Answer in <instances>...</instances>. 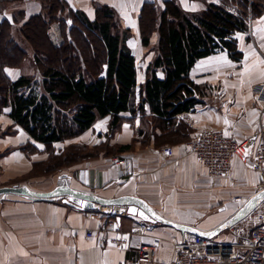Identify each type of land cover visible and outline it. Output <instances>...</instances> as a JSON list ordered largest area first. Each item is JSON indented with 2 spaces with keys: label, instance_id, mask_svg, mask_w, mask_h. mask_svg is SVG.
I'll use <instances>...</instances> for the list:
<instances>
[{
  "label": "crops",
  "instance_id": "crops-1",
  "mask_svg": "<svg viewBox=\"0 0 264 264\" xmlns=\"http://www.w3.org/2000/svg\"><path fill=\"white\" fill-rule=\"evenodd\" d=\"M66 1L89 18L94 16L96 4L111 5L120 10L121 22L132 29V37L137 39L142 4L153 1L162 7L166 0ZM176 2L184 10L195 11L204 9L208 0ZM19 11L28 16L38 11V3L0 0V15L13 19ZM234 37L241 52L238 60L223 50L201 57L190 69L191 79L200 86L201 102L192 111L175 116L181 122L178 127L169 132L155 126L146 129L140 126L139 112L132 115L127 111L121 113L124 119L118 127L109 132L110 116L98 117L78 136L53 144L59 150L73 144L98 146L107 142L112 152L79 160L56 175L31 173L34 163L47 158L45 145L14 123L8 108L4 115L0 114V187L25 186L34 192L70 187L102 198L135 196L166 219L199 231L214 230L255 194L260 178L249 161L243 162L237 157L232 159L226 175L209 178L201 162L188 150L189 140L200 129L224 128L235 138L245 139L261 124L264 126L257 103L260 86L264 84V63L260 62L264 60V13L249 18L247 29L236 32ZM136 39L131 52L138 71L143 67L145 72L151 53L139 46ZM156 73L159 78L163 77L160 68ZM144 77H138V82ZM145 110L150 114L147 105ZM27 143L38 150H25ZM124 144L130 146L118 151ZM163 146L173 149L172 157L158 155L157 150ZM65 199L69 195L32 198L18 192L0 194V264H130L136 258L139 243L152 241L156 236L161 242L153 264H161L173 257V242L195 235L130 213L126 205H96L95 209L88 210ZM214 210L220 220H216ZM107 212L120 234L107 225ZM92 213L95 215L91 216ZM244 216L237 223L242 224ZM88 228L94 230L91 237L86 235ZM117 235L122 237L123 244L112 241ZM210 238L231 239L232 236L227 227Z\"/></svg>",
  "mask_w": 264,
  "mask_h": 264
},
{
  "label": "trees",
  "instance_id": "trees-1",
  "mask_svg": "<svg viewBox=\"0 0 264 264\" xmlns=\"http://www.w3.org/2000/svg\"><path fill=\"white\" fill-rule=\"evenodd\" d=\"M47 1L43 0L44 12L29 16L21 28L33 43L29 35L33 30L46 39L45 44H35L37 79L7 75L5 68L18 67L26 52L12 37L13 23L0 20V112L9 106L14 123L45 145L47 158L33 167L40 172L92 156L86 144L69 145L58 153L53 143L83 132L98 117L110 116L109 132L118 127L124 119L121 113L127 111L132 115L139 112L140 126L146 129L155 126L169 132L178 127L181 122L175 116L192 111L201 102L200 86L189 73L194 63L223 50L238 60L241 52L234 34L247 29L249 18L264 13V0H212L196 12L184 10L176 0H166L159 15L153 1L144 2L138 15L142 44L149 43L154 29L159 40L158 54L139 83L135 56L124 41L127 29L119 31L116 21L120 19L115 21L111 5L96 4L91 19L65 0ZM57 11L66 16L58 19ZM53 21L58 22V42L47 32ZM158 68L162 78L157 76ZM129 146L121 145L118 151ZM24 149L38 150L31 143Z\"/></svg>",
  "mask_w": 264,
  "mask_h": 264
},
{
  "label": "built area",
  "instance_id": "built-area-1",
  "mask_svg": "<svg viewBox=\"0 0 264 264\" xmlns=\"http://www.w3.org/2000/svg\"><path fill=\"white\" fill-rule=\"evenodd\" d=\"M257 103L260 115L264 117V84L260 86ZM260 132L250 138L237 139L224 128L200 129L193 134L188 142L191 155L203 165L209 178L226 175L231 169L232 159L237 157L248 162L252 169L259 174L256 192L264 190V135ZM253 140V142H251ZM162 157H172L173 149L163 146L157 150ZM122 164L123 160H118ZM239 198V197H237ZM108 213V212H107ZM92 213L91 216H94ZM244 222L234 223L228 227L231 239H213L194 235L188 239L173 242L174 255L168 262L161 264H264V196L242 219ZM107 225L117 234L115 222L107 214ZM94 234L92 228L86 230V235ZM117 244H123L119 235L112 238ZM160 237L152 241L140 242L137 255L130 264H153Z\"/></svg>",
  "mask_w": 264,
  "mask_h": 264
},
{
  "label": "rangeland",
  "instance_id": "rangeland-1",
  "mask_svg": "<svg viewBox=\"0 0 264 264\" xmlns=\"http://www.w3.org/2000/svg\"><path fill=\"white\" fill-rule=\"evenodd\" d=\"M36 1L38 3V11L37 12H34V13L28 15V16L25 15V14H21L20 11L19 12H16V14H14L13 19L10 16H6L3 13L0 15V20H2V19H8L9 21H11L13 23L12 26H11L12 37L14 38V40L16 42H18V44L26 52L23 61L21 62V64L18 67H6L5 68L6 69L5 71H6L7 75H9V77L12 78V79H16L17 77H19L21 75H30V76H32L33 78H36V79L40 76L39 75V71L37 70V65L35 63V48H36L35 47V44L40 45L41 42L43 44H45V42H46L45 36L41 32H39V34H38V30H37V32H36V30L35 31L33 30L31 33H29V35L31 37H33V40L35 41V43H33V42L29 41V39H27L28 37H26V35L21 30L24 22L28 19L29 16H31L33 14L41 13L43 11V7H42V5L44 4L43 0H36ZM209 1H212V0H208V2ZM68 5L73 10H76V8H73L69 3H68ZM164 6H162V7L157 6L156 7V13H157V15H159V12L162 11V9L164 8ZM200 10H202V9H200ZM200 10H195V11H192V12H196V11H200ZM114 11H115L114 13L116 15L115 16V21H116V18H117V20L120 19V21H121L122 20V16L120 14V10L114 9ZM65 16H66L65 13H59V11H57L56 14H55V17H57L58 19L60 17L62 18V17H65ZM93 17H90V18L92 19ZM168 19H171V18L168 17ZM120 21H116V23L119 22V23H117L118 28H119V31L122 32L124 30V28L127 29V37L124 39L126 46L129 47L130 50H132V48L135 49V46H134L133 42H134V39H136V38H133L132 37V36H134V35H132V29L130 27H128L125 23L120 22ZM71 31L74 32V30H71ZM47 32L52 37V40L53 41L58 42L60 40V38H59V28H58V22L57 21H53L52 23L49 24V27H48V31ZM137 35L138 36H137L136 41H138L139 46L145 47L146 49H148V52L151 53V60H150V63H151L152 60L155 58V56L158 54L159 34H158L157 30L154 29V31L149 36V43L147 45H143L142 44L139 30H138V34ZM42 40H44V41H42ZM143 76H145V72L143 70V67L140 68L139 71L137 69V80H139L140 77H143ZM138 77H139V79H138ZM8 108H9V106H4L1 109L0 114L2 113V115H4V113H6V111L8 110ZM259 109H260V106H259ZM259 115H260V111H259ZM260 118H261V122L263 123L264 122V117H262L260 115ZM260 129H261V132H263L262 134L264 135V126L262 124H261V126H259V129L254 134L260 132ZM81 133H79V134H81ZM79 134H77L75 136H78ZM81 144H84V143H81ZM76 145H79V144H76ZM86 146H87L86 147V150L88 151V153L92 154V156H88L86 159H90V158H94L96 156H99L100 153L107 155L106 152H111V150H112L111 148H109L111 146H109L107 142H103L102 145H98V146H94V145L93 146H90L88 144H86ZM55 151L58 152V153H60L62 151V149H59L58 150L55 147ZM45 152H46V150H45ZM74 160H75V158H74ZM64 161L65 162H69V160H64ZM70 165H72V164L67 163V164H63V165H61L59 167L56 166L54 168V171H50V172H40L38 170V168H37L36 169L37 170L36 172L34 170L31 173L33 175H36V176L56 175V174H58L60 172V170L66 168V167H68ZM214 211H215V218H216V220H220L221 217L219 215H217L219 213H217V210H214ZM222 232L225 233V230L222 231ZM222 232H221L220 235L221 236H224Z\"/></svg>",
  "mask_w": 264,
  "mask_h": 264
},
{
  "label": "water",
  "instance_id": "water-1",
  "mask_svg": "<svg viewBox=\"0 0 264 264\" xmlns=\"http://www.w3.org/2000/svg\"><path fill=\"white\" fill-rule=\"evenodd\" d=\"M8 192H18L23 195L30 196L32 198H43V197L45 198L54 195L59 196V195L67 194L69 195V199L68 200L65 199L64 200L65 202L86 209H93L96 207V205H104V206L126 205L128 212L134 214L138 213L139 215H141L142 217H144L145 219L151 222H160L173 227H177L182 230H188L195 235H201L208 238L212 237L214 234L237 222L255 205L256 201L259 198L264 196V190L255 193L250 199L247 200V202L244 203V205L234 215H232L230 218H228L226 221H224L214 230L204 232L162 217L161 215L157 214L154 210H152L146 202L135 196L126 195V196H119L116 198H102L100 196L78 191L70 187H56L55 189L48 192H34L25 186L0 187V194H6Z\"/></svg>",
  "mask_w": 264,
  "mask_h": 264
},
{
  "label": "snow or ice",
  "instance_id": "snow-or-ice-1",
  "mask_svg": "<svg viewBox=\"0 0 264 264\" xmlns=\"http://www.w3.org/2000/svg\"><path fill=\"white\" fill-rule=\"evenodd\" d=\"M261 63H264V60L260 61ZM99 127V126H98Z\"/></svg>",
  "mask_w": 264,
  "mask_h": 264
}]
</instances>
